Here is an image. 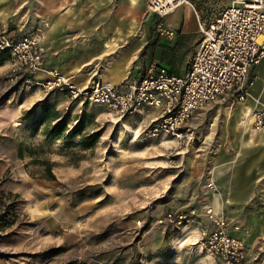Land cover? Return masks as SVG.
Here are the masks:
<instances>
[{"label":"rangeland","instance_id":"obj_1","mask_svg":"<svg viewBox=\"0 0 264 264\" xmlns=\"http://www.w3.org/2000/svg\"><path fill=\"white\" fill-rule=\"evenodd\" d=\"M176 16L193 21L183 10ZM151 25L157 35L154 19ZM4 56L0 264H214L198 241L205 205L221 212L234 227L232 234L248 243L249 263L264 264V180L252 187L248 199L228 206L213 180L216 201L204 194L207 159L214 154L212 143L221 139L215 123L202 119L196 126L190 124L205 106L187 120L181 141L151 138L152 111L116 119L89 103L67 108L59 90L45 93L26 85L24 77L10 84L12 59ZM174 64L185 67L184 62ZM56 107L67 121L58 137L46 135L56 121L43 114L44 108L49 113ZM81 118V131L70 136ZM92 132L98 134L96 141L83 147L82 141ZM189 209L197 215L188 223L163 220L167 213L188 214Z\"/></svg>","mask_w":264,"mask_h":264},{"label":"crops","instance_id":"obj_2","mask_svg":"<svg viewBox=\"0 0 264 264\" xmlns=\"http://www.w3.org/2000/svg\"><path fill=\"white\" fill-rule=\"evenodd\" d=\"M229 1L188 0L192 8L177 7L166 15V22V16L162 20L173 32L172 39L152 34L153 17L146 13L144 0H0V25L17 38L42 27L45 70L58 71L79 85L89 80L118 85L127 76L140 77L151 62L170 74L182 75L201 37L197 24L206 25ZM182 10L191 15V23L177 18V12ZM141 54L142 59H137ZM176 61L184 62L185 67H176ZM248 74L252 80L248 98L232 106L208 103L201 116H194L195 121L190 122L193 126L202 119L206 124L215 123L220 133L221 139L212 143L214 154L207 159L209 170L205 174L222 194L224 206L248 199L252 187L264 180V137L249 128L248 118L252 108L264 103V60L250 67ZM58 103H63V97L58 98ZM54 110L52 121L61 117L58 108ZM142 111L154 113L149 123L157 114L155 109H143L137 114ZM204 112L211 116L202 115ZM204 194L216 201L208 190ZM199 222L206 224L201 217ZM245 244L248 255L251 247Z\"/></svg>","mask_w":264,"mask_h":264},{"label":"built area","instance_id":"obj_3","mask_svg":"<svg viewBox=\"0 0 264 264\" xmlns=\"http://www.w3.org/2000/svg\"><path fill=\"white\" fill-rule=\"evenodd\" d=\"M144 3L146 13L154 19L155 33L169 39L174 35L163 25V18L181 5L192 8L188 0ZM197 32L201 37L182 75L170 74L151 62L140 77L129 76L118 85L93 80L79 85L58 71L45 70L44 29L40 26L17 38L0 25V53L12 59L7 77L10 84L24 77L26 85L32 84L45 93L61 91L67 108L89 103L116 119L155 109L157 114L149 123L148 136L179 142L184 138L187 120L206 104L232 106L249 97V69L264 60V0H230L206 25L198 23ZM249 112V128L264 137V103ZM205 187L210 193L216 191L211 180ZM202 214L206 224L198 230V241L214 264H245L248 248L231 234L234 227L228 225L224 215L209 206L203 208ZM196 215L189 209L188 214L167 213L163 220L183 225Z\"/></svg>","mask_w":264,"mask_h":264},{"label":"trees","instance_id":"obj_4","mask_svg":"<svg viewBox=\"0 0 264 264\" xmlns=\"http://www.w3.org/2000/svg\"><path fill=\"white\" fill-rule=\"evenodd\" d=\"M4 55L7 54L0 53V65L6 60ZM43 114H47V116L49 117H53L56 115V113L53 111L48 113V110L46 108L43 109ZM66 123L67 121L64 117L57 118L56 122L45 132L46 135H52L58 137L60 134H62L65 131ZM81 123H82V118L76 120L74 126L71 128V131L69 133L70 136H74L75 134H78L81 131ZM97 137L98 134H96V132L90 133V135L82 141L84 142L82 146L88 148L93 142L96 141ZM46 168L48 175L52 178L50 165H47ZM68 264H77V263L70 262ZM78 264H83V263H78Z\"/></svg>","mask_w":264,"mask_h":264}]
</instances>
